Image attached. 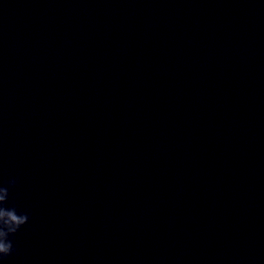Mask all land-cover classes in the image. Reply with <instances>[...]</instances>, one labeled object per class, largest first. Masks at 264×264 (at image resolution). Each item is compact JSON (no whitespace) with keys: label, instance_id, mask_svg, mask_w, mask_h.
Returning <instances> with one entry per match:
<instances>
[{"label":"clouds","instance_id":"clouds-1","mask_svg":"<svg viewBox=\"0 0 264 264\" xmlns=\"http://www.w3.org/2000/svg\"><path fill=\"white\" fill-rule=\"evenodd\" d=\"M15 183V180H10L9 187L14 186ZM0 192L3 193L0 195V261H2L14 252L10 237L14 236L28 222L29 216L25 213H18L15 207L5 206L9 196L7 187L0 186Z\"/></svg>","mask_w":264,"mask_h":264}]
</instances>
